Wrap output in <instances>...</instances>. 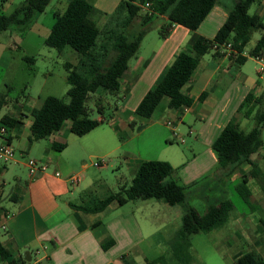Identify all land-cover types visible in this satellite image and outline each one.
<instances>
[{
    "label": "crops",
    "instance_id": "0c3cea01",
    "mask_svg": "<svg viewBox=\"0 0 264 264\" xmlns=\"http://www.w3.org/2000/svg\"><path fill=\"white\" fill-rule=\"evenodd\" d=\"M68 1L66 0L67 3L63 9L57 8L54 13L63 11ZM88 1L92 5L87 16L90 23L100 29H108V33L117 28V25L113 24L112 17L121 0ZM235 1L231 3L227 0H220L202 22L197 32L208 38H213L225 23L228 17V8ZM157 19H159L158 37L147 47L144 44V38L139 51L130 60L128 68L121 77L120 91L124 94L123 106L117 110L116 115L108 124H101L88 133L93 134L91 135L92 139L82 141L81 146H74L69 151L74 140L71 135L73 133L71 131L72 122L68 121L66 125L64 124L61 129L49 137L52 138L51 140L47 138L49 143L45 145V151L37 155L36 159L49 163V170L36 177H31L29 174L30 179L26 181L27 186L22 189L18 184H21L23 178L16 176L18 184L8 194H6L5 176L13 169L11 166L24 165L27 167V165L26 161L20 158L6 164L0 162V244L11 251V257L0 261V263L8 264L12 259L15 264H22L21 260L25 259L27 261L25 264H127L124 258L126 255L134 259V264H141L142 261L145 264H162L161 261L166 262L168 259L172 264H176L175 261L179 264L172 247L168 246L170 240L180 229L185 213L176 211L177 205H171L173 207L159 205L158 207L164 212V215L157 216V219L150 218L151 214H148L146 205L139 203V200L133 201V203L130 201L124 205L112 203L105 210L97 213L85 212L73 206V204L89 203L91 198L87 200L86 197H94L91 193L97 186L103 184L101 180L98 181L97 178L86 175L89 164L83 161L82 157L78 162L76 159L79 156L78 151L104 147L106 154L120 152L123 148L116 143L115 136L121 135L130 128L132 122L135 123L137 120L147 122V117L136 113L138 105L147 92L156 85L176 55L181 50L188 48L192 36V31L189 28L176 24L169 30L168 36L163 38L159 30L162 25L168 22L167 17L160 16ZM101 43L102 39L99 40V45ZM65 51L78 59L76 62L68 61L69 63L79 65L83 60L82 55L75 49L68 46L61 53ZM263 90L264 86L248 76L244 72L243 65H238L229 59V55H215L213 52L205 54L189 82L183 88V92L193 99V103L190 106L170 107L168 98L165 101L168 109H164V105L158 107V111L161 112L160 119L171 115L176 118L182 117L181 123H184L188 117L195 116L203 121L197 130L190 126L189 131L190 134L197 133L196 142L206 147L205 155L198 156L197 153H194L193 159L185 161L183 156L185 152L179 147L183 157L179 158L178 152L180 151L174 148L173 142L168 143L169 149L164 152L163 156H144L147 154L141 152L129 157L130 151L126 150L125 157L130 171L135 175L139 163L143 160L162 159L173 167L170 180L181 181L185 185L191 186L213 168L218 169V157L213 149L215 139L232 117L237 116L241 124L238 107L245 96L251 91L259 94ZM155 113L152 117L157 116ZM9 115L15 117L11 113ZM124 115L126 116L123 117ZM20 123L21 120L15 127H19ZM181 123L178 124V130L182 135L179 134L184 137L185 134L181 132ZM0 125H2L1 122ZM151 125L165 127V135L160 133V140L166 142L173 138L171 129L167 127L166 122L161 123L158 118ZM103 126H109L110 130L99 129ZM145 130L146 128H143L141 133H145ZM30 135L26 146L19 148L21 157H25V153L31 149L33 142L30 140ZM6 136L14 147L13 136L11 134H6ZM149 142L151 141L149 140ZM54 143L61 149L54 148ZM54 150H57V153ZM112 160L114 161L115 158ZM251 167L253 168L252 164L240 167L231 178L233 180L242 179L241 183H245V190L242 194L245 200H247L245 196L253 197V194L257 196L259 193L264 209V177L260 178L263 182L257 184L258 190L252 192L253 190H250L247 185L256 179L251 173ZM57 171L61 172V176L56 175ZM259 171L260 167L257 165V172ZM78 173L83 175L82 181L78 185L70 183L71 175ZM173 210L177 215L172 214ZM244 219H236L239 226H243L246 220ZM248 221L249 223L245 225L250 224L251 226L253 221L247 219L246 222ZM254 226L256 231L251 230L253 225L249 229L250 244H263L264 229L258 232L256 225ZM261 234L263 235L262 240ZM227 236L232 238L231 235L225 234V237ZM37 249L40 250L39 255H36ZM195 251L196 249L192 246V260L196 255ZM164 253H169V256L164 258ZM243 253L237 250L234 254L235 264L237 258ZM259 254L264 256V254Z\"/></svg>",
    "mask_w": 264,
    "mask_h": 264
},
{
    "label": "trees",
    "instance_id": "16d2710c",
    "mask_svg": "<svg viewBox=\"0 0 264 264\" xmlns=\"http://www.w3.org/2000/svg\"><path fill=\"white\" fill-rule=\"evenodd\" d=\"M51 1L24 0L11 14H0V34L11 28L20 33L26 32L34 24L37 15L44 12ZM219 1L121 0L112 17V20L119 19L120 23L118 22L117 28L108 33V29H100L87 20L92 9L88 0H69L63 11L54 13L55 22L45 42L59 51L68 46L75 49L85 60L86 68L81 72L78 70L79 65L69 62L65 64L70 84L69 101L55 95H47L41 106L33 108L30 140L34 142L49 138L61 129L66 121L72 122L71 131L78 136L86 135L101 124L109 122L115 112L106 118L105 105L101 99H98L96 104L102 118L90 116L88 101L91 94L102 88L106 93L118 95L121 90V77L130 60L139 51L150 24L157 17L166 16L168 21L159 30L161 37L168 36L169 30L176 24L189 28L192 36L188 48L176 55L156 85L144 96L136 109L138 115L152 117L165 97L169 98L170 107L190 106L193 99L183 92V88L197 69L201 58L211 52L222 55L223 45L231 43L229 59L238 65L245 64L249 58L244 54L245 47L251 40L253 32L258 29H263V34L250 54L254 57L264 56V21L260 14H251L249 11L256 0H236L228 8V17L213 38L197 32ZM147 3L150 4L149 8H145ZM137 19H140L142 27L134 31L131 27ZM100 39L102 43L99 45ZM24 58L31 62L36 60L35 57ZM8 100L7 92L0 93V109ZM117 109L118 107L114 108V111ZM238 112L246 118H253L256 124L251 130L246 131L238 117L234 116L224 126L213 143V149L218 157V169L224 177H232L240 167L252 164L251 173L257 178L258 172L255 169L257 164L253 155L263 146L264 90L259 94L249 92L239 105ZM19 121V118L9 114H5L1 119V123L7 127H15ZM53 147L61 149L55 143ZM172 172V165L165 160H143L139 163L129 187L123 186L103 198L94 197L89 203L73 206L85 212L97 213L112 203L124 205L130 201L152 198L164 200L170 205L184 204L186 212L182 217L180 229L170 240V246L179 264H190L192 236L223 227L235 205L222 195L210 200L205 213L201 214L187 203L186 188L190 185L168 180ZM197 182L199 179L193 184ZM245 186L244 182H239L236 189L243 194ZM10 257L11 251L0 244V261ZM124 258L127 264H134L131 256L124 255ZM21 263L25 264L27 261L22 259ZM8 264L15 262L11 259ZM236 264H264V256L255 251H246L237 258Z\"/></svg>",
    "mask_w": 264,
    "mask_h": 264
},
{
    "label": "rangeland",
    "instance_id": "374dc122",
    "mask_svg": "<svg viewBox=\"0 0 264 264\" xmlns=\"http://www.w3.org/2000/svg\"><path fill=\"white\" fill-rule=\"evenodd\" d=\"M23 1L24 0H0V14H11ZM227 1L232 3L235 0ZM66 3V0H52L46 10L37 15L32 27L24 33H20L15 28H11L0 34V93L7 92L9 99L7 102L8 105H5L0 109V122L5 113H11L21 120L19 127H8L7 134L13 136L14 148H16L17 152L16 158H20L26 162L30 158L36 159L38 154L45 151V145L49 143L48 139L34 141L33 144H31V149L25 153V157H21L19 148L26 146L28 143V136L31 134V125L33 122V116L31 113L32 109L41 106L47 95H55L65 99L67 102L69 101L68 90L70 84L67 80L68 71L65 64L68 61L76 62L78 59L76 56H71L67 51L61 53V51L47 45L45 42L52 24L55 22L53 16L54 11L57 8L63 9ZM249 11L251 14H260L264 21V0H256ZM118 22L120 23V20L115 19L113 24L117 25ZM140 22V19H137L131 27L132 30H139L142 27ZM158 22L159 19L155 18L150 24V29L146 34L144 41L146 47L158 37ZM262 34L263 29H258L253 32L251 40L245 47V53L249 58L246 63L243 64V69L248 76L264 86V76H260L257 71L259 63L256 58L250 54ZM25 56L35 57L36 60L34 62H31L30 60L28 61L24 58ZM84 61L85 60L81 61L79 66L77 65L78 70L81 72L85 71L86 68ZM118 95L106 93L102 88L96 93H92L91 98L88 101L90 116L93 118L102 117L97 109L96 102L98 99H101L102 104L105 105L104 115L106 118H109L112 112L116 113L117 111H114V108L118 107L117 110H120L124 103V94L122 91H120ZM167 99L168 97H165L159 107L164 105V109H168V106L165 103ZM155 115L157 116L152 117V120L147 118L146 123L139 120L135 123L132 122V128L130 127L121 135L115 136L116 143L120 144L123 148L118 153L106 154L104 147L83 150L82 152L78 151L79 156L76 158L78 162L79 158L82 157V160L89 164L86 175L91 178H97L98 181L101 180L103 182L102 185L100 184L97 186L93 193H91L95 198H103L112 191H118L121 187H129L132 184L134 173L129 169L125 157L126 150L130 151L128 155L129 157L135 154L138 155L141 152L147 154L144 156H163L164 152L169 149L167 147L169 145L168 143L173 142L174 148L177 149V151H180V147L185 152V154H183L185 161L193 159L194 153H197L198 156H201L202 154L205 155L206 147L201 146L196 142L197 133L190 134L189 131L190 126L194 127L196 130L201 127L203 123L202 120L195 116H191L188 117L184 123H181V132L185 134L184 137L181 136L182 133H180L178 129L177 130L181 135L179 134V136L176 137L171 127L166 124L167 127L171 129L173 135V138L166 141V143L165 141L160 140V133L165 135V127H155L151 125V123L158 118L161 123L170 119L173 121L177 118L168 115L164 119H160L161 112L158 111V109ZM125 116L126 115L123 117ZM239 119L242 121V128L246 131L251 130L256 124L253 118H246L241 114L239 115ZM67 122L68 121L64 124L66 125ZM108 123L109 122H105L103 124ZM143 128H146L145 133H141ZM99 129L110 130L109 126H103ZM71 135L74 143L69 151L72 150V147L74 146H81L82 141L92 139L93 137L91 136L93 134L78 136L72 133ZM180 138H183L184 142H182ZM51 139L52 138H49V140ZM262 139L263 146L253 155V159L256 164L259 165L260 171L258 172V177L247 184L248 188L253 190L252 192L258 190L257 184H261L263 181H261L260 178L264 177V157L262 156L264 155V127L262 128ZM149 140L151 142H149ZM145 148H147V150H145ZM54 151L57 153V150ZM181 153V151L178 152L179 158H183ZM100 158H105L107 163L101 167L94 166L93 161ZM113 158H115L114 161L112 160ZM133 162H135V160H133ZM80 163L82 164L81 159ZM11 167H13V169L5 176V181L7 183L6 194L18 184L16 176L23 178L21 184H18L19 187L21 185L20 189L26 188V181L30 179L28 167L24 165H12ZM255 169L257 171V166ZM81 176L80 181L83 179L82 174ZM205 176L207 177L205 178ZM170 179L171 178L168 177V180ZM199 181L200 182L197 183V185L187 187L186 193L188 197L187 203L195 207L201 214L205 213L210 200L222 195H224L225 198L230 199L234 203L235 208L232 211L227 224L223 227L212 230L208 233H199L192 236L193 248L196 249V255L190 264H235L233 256L237 250L242 252L257 250V253L264 254V243L251 245V240L248 236L250 232L249 229L252 225L253 229L251 230L256 231L254 225H256L258 232H261L264 229V209L260 194L258 193L257 196L253 194V197L245 196L247 199L245 200L242 194L236 189L237 183L241 182L242 179L233 180L231 177H224L221 170H216V167L209 171L207 175L205 174L200 177ZM179 183L185 185L181 181H179ZM94 197L89 196L86 197V199L88 200L91 198L90 200H93ZM139 201V203H144V205H146L147 212L148 214H151L150 218L152 219H157V216L164 215V212L158 207L159 205L173 207L161 199L152 198ZM131 203H133V201ZM176 207V211H183V213L186 212L184 204H177ZM172 214L177 215L175 210H173ZM240 218L246 219H244L245 223L242 227L239 226V222L236 220ZM247 219L253 221L251 226L250 224L245 225L246 223H249V221L246 222ZM225 234L231 235L232 238H228V236L225 237ZM260 237L262 240L263 235L261 234ZM168 246H170V244ZM258 246L260 247L257 249L256 247ZM167 256H169V253H164V258ZM161 262L162 264H172L169 259L166 262ZM175 263L177 264L176 261ZM0 264L3 263L1 262ZM141 264H145V262L142 261Z\"/></svg>",
    "mask_w": 264,
    "mask_h": 264
},
{
    "label": "built area",
    "instance_id": "2783aa9c",
    "mask_svg": "<svg viewBox=\"0 0 264 264\" xmlns=\"http://www.w3.org/2000/svg\"><path fill=\"white\" fill-rule=\"evenodd\" d=\"M150 4L147 3L145 5V8H149ZM224 49H222V54L229 55L231 53L232 45L231 43L223 45ZM217 47V45H216ZM244 54H246L244 52ZM257 62L259 63L258 73L260 76H264V56H255ZM183 121L182 117L177 118L176 120H167L166 124L171 127L173 133L176 137L179 136L178 132V124ZM8 131V127L4 124L0 125V162L1 163H10L12 161L16 160V150L13 147V145L10 143L9 139L7 138L6 134ZM182 142H184L183 138H180ZM107 163L105 158H100L95 161H93L94 166L101 167ZM27 167L29 168V174L31 177H36L39 174L46 173L49 170V163L45 161H41L38 159L30 158L26 162ZM57 176H61V172H56ZM81 174H73L69 178L70 183L72 184H78L81 180ZM5 227V226H4ZM40 250H36V255H39Z\"/></svg>",
    "mask_w": 264,
    "mask_h": 264
}]
</instances>
